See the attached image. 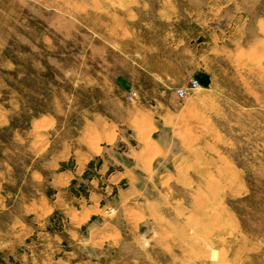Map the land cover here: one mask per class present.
<instances>
[{
  "label": "rangeland",
  "instance_id": "1",
  "mask_svg": "<svg viewBox=\"0 0 264 264\" xmlns=\"http://www.w3.org/2000/svg\"><path fill=\"white\" fill-rule=\"evenodd\" d=\"M0 253L264 264V0H0Z\"/></svg>",
  "mask_w": 264,
  "mask_h": 264
},
{
  "label": "crops",
  "instance_id": "2",
  "mask_svg": "<svg viewBox=\"0 0 264 264\" xmlns=\"http://www.w3.org/2000/svg\"><path fill=\"white\" fill-rule=\"evenodd\" d=\"M99 129H101L102 131H99ZM104 130H107V137L108 138H110L112 140L115 138V134L117 133V129L114 127V125L112 123H109L105 120H102V119L95 120V122H92L85 127V132L87 134H90V135L95 134L96 132L98 134L99 133L103 134ZM73 182L74 181H72V183ZM48 198L50 200H52L54 197H52L51 195H48ZM29 201H31V197H29L27 199V202H29ZM56 212H57V210H55L51 215H49L48 220H51V218L53 217V214ZM50 232H54V230L50 229ZM1 254L2 253H0V264H20L19 262H16V263H14V261L12 262V260H11L12 258H10V257H8L9 259L4 258Z\"/></svg>",
  "mask_w": 264,
  "mask_h": 264
},
{
  "label": "built area",
  "instance_id": "3",
  "mask_svg": "<svg viewBox=\"0 0 264 264\" xmlns=\"http://www.w3.org/2000/svg\"><path fill=\"white\" fill-rule=\"evenodd\" d=\"M190 83H191L192 86H197V85L199 84L197 78H192L191 81H190ZM185 92H186V90H185L184 88H180V89H178V93H179L180 95H184ZM133 95H134V94H130L129 97L132 99V98H133Z\"/></svg>",
  "mask_w": 264,
  "mask_h": 264
}]
</instances>
